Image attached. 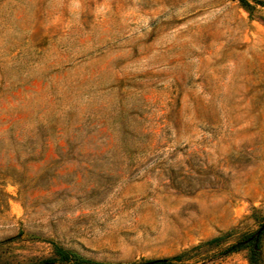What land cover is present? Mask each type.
Listing matches in <instances>:
<instances>
[{
    "label": "rangeland",
    "instance_id": "1",
    "mask_svg": "<svg viewBox=\"0 0 264 264\" xmlns=\"http://www.w3.org/2000/svg\"><path fill=\"white\" fill-rule=\"evenodd\" d=\"M258 1L0 0V264L50 241L113 263L258 229Z\"/></svg>",
    "mask_w": 264,
    "mask_h": 264
},
{
    "label": "trees",
    "instance_id": "2",
    "mask_svg": "<svg viewBox=\"0 0 264 264\" xmlns=\"http://www.w3.org/2000/svg\"><path fill=\"white\" fill-rule=\"evenodd\" d=\"M239 1L248 10L253 7L250 0ZM261 218L262 223L252 234L242 233L239 237L232 239V232L229 231L223 235L203 240L199 244L172 256L107 263L83 256L56 241H50L53 250L49 255L34 256L27 261H18L14 264H195L200 261L206 262L225 257L244 249L248 250L249 264H264V217ZM7 241H0V247Z\"/></svg>",
    "mask_w": 264,
    "mask_h": 264
}]
</instances>
